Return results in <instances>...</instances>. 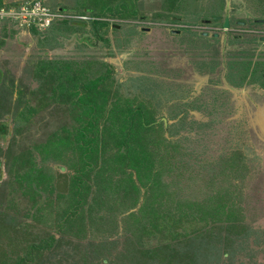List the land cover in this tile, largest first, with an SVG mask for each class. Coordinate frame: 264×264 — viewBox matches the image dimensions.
<instances>
[{
  "label": "rangeland",
  "instance_id": "rangeland-1",
  "mask_svg": "<svg viewBox=\"0 0 264 264\" xmlns=\"http://www.w3.org/2000/svg\"><path fill=\"white\" fill-rule=\"evenodd\" d=\"M33 1L54 13L44 27L0 18L13 22H0V244L17 237L23 245L30 235L45 239L49 234L57 239L56 246L47 249L52 260L71 262V255L78 258L85 243H97L107 235L108 242L117 243L99 255H86V261L104 254L116 262L111 264H130L129 243L138 250L166 240L160 232L136 241L126 231L137 221L143 226L141 203L155 205L159 193L165 192L171 196L168 201L164 196L162 203L174 214H180L175 202L183 206L179 222L183 229L178 232L197 230L203 223L201 209H214L218 200L238 209V221L248 231L241 245L230 240L217 247L220 241H215L205 256L195 254V264H264V0H178L173 8H167L170 0H124V4L96 0L105 8L104 16L78 13L86 0H1L0 7L13 8L12 13ZM53 18L68 19L70 28L47 29L60 20ZM95 18L107 24L95 27ZM43 60L58 66L67 63L63 76L74 73L80 84L102 73V87L95 91L103 93L95 96L105 95L100 100L104 108L125 106L126 100L152 122L137 140L145 145L155 180L144 176L137 181L131 171L138 184L136 199L108 189L113 181L129 176V165L122 171L101 170L98 183L93 173L88 182L84 180L90 191L109 183L99 199L112 209L111 219L106 217L109 210L98 209L95 217L104 220L97 227L89 220L93 214L86 213L89 198L83 204L80 198L73 214L69 208L70 181L79 167L74 149H61L59 154L38 150L47 136L54 139L62 134H56L59 126L67 124L70 129L75 124L69 119L68 102L56 93L58 71L44 76L43 84L35 76ZM251 72L263 85L248 81ZM27 108L33 110L27 114ZM24 151L43 169L44 181H38L32 197L25 173L23 180L16 179L25 168L16 170L12 164L13 157ZM113 153L114 148L107 156L113 158ZM78 175L85 179L83 173ZM151 182L153 187L148 186ZM150 191L156 200H146ZM133 212L138 217L131 222L126 218ZM74 217L82 218L83 229L74 226L78 225ZM122 220L132 224L125 227ZM13 248L7 247L8 254H13ZM123 252L124 259L118 263ZM79 257L84 262L85 254Z\"/></svg>",
  "mask_w": 264,
  "mask_h": 264
},
{
  "label": "trees",
  "instance_id": "trees-1",
  "mask_svg": "<svg viewBox=\"0 0 264 264\" xmlns=\"http://www.w3.org/2000/svg\"><path fill=\"white\" fill-rule=\"evenodd\" d=\"M95 1L96 0H86L84 3L85 7L81 8L78 13L104 16L105 8L100 7L99 4L96 3L97 1ZM118 1L120 2V0ZM164 1L168 2L166 0ZM177 1L178 0H170L171 5L167 8H173V5L176 4ZM121 3L124 4V0H121ZM1 4L2 2L0 0V6ZM122 4L120 5L121 7H123ZM101 10L104 12H101ZM115 10H118L117 7ZM57 12H61V10L58 9ZM58 19L60 18H53L52 20L55 21ZM0 22L13 23L11 20L6 19ZM55 23H51L47 29L53 30L55 25H57L56 27L58 29H60L61 26L63 28H70V21L66 18L60 19ZM67 24H69V26ZM105 24H107V22L102 21L99 18L92 20V25L95 27H102ZM29 31L31 33H37L34 28H30ZM51 62V60H43L39 62L37 64V70L35 69V76L37 77L38 74L41 78L40 83L43 84L45 83L44 76L58 71L56 75L57 77L54 81L56 93L59 95L60 99H64L65 103L68 102L69 107L67 108V112L69 119L76 125L70 124V129H67V124L59 126L56 134H62L59 136L55 134L56 138L54 139L47 136L45 142H42L39 145L38 150L40 152L45 151V153L59 154L61 149H74L76 153L75 158L79 167L76 168L77 175L71 177L70 181L71 192L69 195V208L71 214H73V212L76 211V207L81 205V203L83 204L84 198H89L86 213L88 215H91V213L93 214L94 219L90 218L89 220L97 227L101 225L104 220L103 217H95L98 209H104L105 212L106 209L109 210L106 212V217L111 219L108 217V213L111 214L110 210L112 209L104 204L103 199H99L100 194L106 191L109 183L107 185H102L101 187L98 185L95 190L93 189V192L90 191V185L86 184L84 180L87 181L88 175L93 173L97 178L94 183H98L99 176L102 174L101 170L118 168V170L122 171L123 167L129 165V176L127 177L125 175L124 177H120L119 180L113 181V186L108 187V189H110L109 192L120 191V197L127 196L136 199L135 192L138 191V184L135 183V178L138 181L139 177L145 176L146 179L149 178L151 181L155 180L154 176L156 173L151 170L152 166L147 159L145 145H142L140 141L137 140L139 139L138 133L150 129L151 126L148 125L152 122L145 119L144 114L140 112V108L131 107L126 100L123 101L125 106L111 104L112 106L104 108V105L100 103V100L104 99L105 95L100 98L95 96L96 94H100V92L103 93V90L100 89V92L95 91L97 87H102L100 82L102 79V73L97 75L95 79L80 84L78 83L80 80L77 79L74 73L63 76V74H65L63 70L68 67L67 63L58 66L56 63L51 64ZM60 75L63 77H60ZM257 77V75L254 76L253 72H251V74L249 73L248 81H257L258 85H263L262 82H259ZM80 92H82L85 97L79 95L78 93ZM96 99H99V102H97ZM32 110V108H27L26 113L28 114ZM135 116L136 119L134 118ZM63 146L65 147L63 148ZM112 148H114V153L112 154V156H114L113 158L107 156ZM29 155L28 151L17 154L13 157L12 164L15 166L16 170L19 168H25L24 172L20 174V177L17 176L16 179L23 180V174L25 173L24 178L27 182V185L25 186L27 192L31 194L30 197H32L38 181L43 182L44 179H42L41 176L43 174L41 175L40 172V170L42 171L43 169H41V166H35ZM108 160L110 162L105 166V161ZM114 165L117 167L114 168ZM131 171L134 172V176L136 175L135 178L132 177ZM78 173H83L85 179H79ZM30 182L33 184L34 189L30 187ZM153 184L154 183L151 182L148 186L153 187ZM146 195V200L148 201L156 197V194L151 191L149 194L146 193ZM164 196H166V201H168L167 198H170L171 194L160 192L157 198L158 203L156 202L155 205L151 203H141L142 205L139 206L138 212L145 214L141 217L143 226H140L141 224L139 225V222L137 221L136 224L133 223V229H129L125 224L131 225L132 223L127 221L124 222V219L122 220L124 222L123 226L126 227V231H131V235L129 236H134L136 241L141 239L144 235L149 236L160 232L164 233V238L166 239L162 244L149 249L137 250L132 248L133 245L129 243L130 248L128 249L133 251L131 254L129 253L131 255L130 264H156V261L158 264H195V254L202 253V256H205L210 245L213 246L215 241H220V244H217V247H225L226 241H236L241 245L247 240L245 237L248 234V231H246V227L244 225L242 226L238 221V209L235 210L230 206L222 205L218 200L215 202L216 206L214 209H201L202 215H204V217H201L203 223L197 230L190 228V230L183 232L181 231L183 228L179 224L181 216L184 214V211L180 209V207H183L182 204L175 202L174 209L180 212V214H174L173 208L167 205L164 206L165 204L162 203ZM129 204L133 205V202ZM158 207L162 211H160ZM64 212L69 215L66 208ZM136 217L133 212L128 214L126 219L133 222V219ZM74 219H76L78 225L74 223L72 224L80 230L83 229L82 224H80V222L83 223L82 218L74 217ZM177 229H181L180 232H178ZM251 232L254 235L258 234L255 230H251ZM245 233L247 234L243 236ZM25 234L31 233L26 232ZM44 237L45 239H41L34 235H30L23 245L20 242L21 238H7L6 243L0 244V248L3 250L0 264H111L110 261H113V258H110L111 260L107 259L103 256L104 254H101L100 258L97 260L90 262L86 261V255H99L101 252L100 250L105 251L110 244L117 243L116 240H114V242H108L106 235L97 243L84 244L85 250L81 252L85 254L84 262L79 257L81 253L78 258H74V255H71V262L68 261V258L64 260L58 258L59 260L55 261L54 258L52 260V256L47 249H51L52 246L55 247L57 239L49 234ZM7 247L10 249L14 247L11 251L13 254H8L10 249L8 250ZM218 251L219 250L217 249V252ZM223 251V254L227 253L226 248H224ZM215 254L216 251L213 255ZM117 259L118 263L120 259H124V252L122 253V257H118ZM104 260L105 262H103Z\"/></svg>",
  "mask_w": 264,
  "mask_h": 264
},
{
  "label": "built area",
  "instance_id": "built-area-1",
  "mask_svg": "<svg viewBox=\"0 0 264 264\" xmlns=\"http://www.w3.org/2000/svg\"><path fill=\"white\" fill-rule=\"evenodd\" d=\"M12 9L13 8H8L6 10V8H0V18L6 16L15 19L20 25L29 22L44 27V25H47L49 17H54V13L47 12L40 6V2L38 1H33L29 4H21L14 8L15 11L11 13Z\"/></svg>",
  "mask_w": 264,
  "mask_h": 264
},
{
  "label": "water",
  "instance_id": "water-1",
  "mask_svg": "<svg viewBox=\"0 0 264 264\" xmlns=\"http://www.w3.org/2000/svg\"><path fill=\"white\" fill-rule=\"evenodd\" d=\"M227 24H228V17H227V15H226V13H225V16H224V18H223V20H222V27H226L227 26ZM164 120V119H163ZM162 120V121H163ZM164 122V121H163Z\"/></svg>",
  "mask_w": 264,
  "mask_h": 264
}]
</instances>
